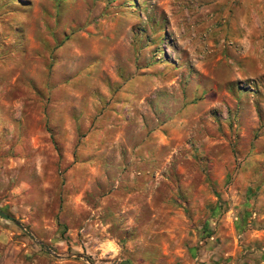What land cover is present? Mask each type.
<instances>
[{
	"label": "rangeland",
	"instance_id": "rangeland-1",
	"mask_svg": "<svg viewBox=\"0 0 264 264\" xmlns=\"http://www.w3.org/2000/svg\"><path fill=\"white\" fill-rule=\"evenodd\" d=\"M0 264H264V0H0Z\"/></svg>",
	"mask_w": 264,
	"mask_h": 264
},
{
	"label": "water",
	"instance_id": "water-1",
	"mask_svg": "<svg viewBox=\"0 0 264 264\" xmlns=\"http://www.w3.org/2000/svg\"><path fill=\"white\" fill-rule=\"evenodd\" d=\"M0 216L5 218V219H8V220H11L13 222H15L18 226L22 227V225L20 224V222H18L13 216L5 213L3 210L0 209ZM115 264H131V262L129 260H120L118 262H116Z\"/></svg>",
	"mask_w": 264,
	"mask_h": 264
}]
</instances>
